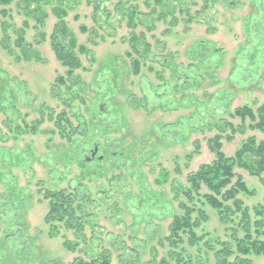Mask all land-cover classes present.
<instances>
[{
  "label": "rangeland",
  "instance_id": "obj_1",
  "mask_svg": "<svg viewBox=\"0 0 264 264\" xmlns=\"http://www.w3.org/2000/svg\"><path fill=\"white\" fill-rule=\"evenodd\" d=\"M69 1L63 20L87 47L76 49L73 76L51 46L59 23L51 5L40 25L22 0L0 5V264H70L105 251L112 264H216L217 239L231 237L214 209L197 230L211 246L186 238L172 246L170 225L183 213L178 189L188 174L215 159V136L227 156L248 137L264 141L255 127L264 0ZM25 48L39 56L24 59ZM243 106L256 120L235 116ZM235 171L255 192L240 194L244 204L263 203L260 178ZM59 189L87 195L84 233L46 222L45 192ZM66 240L79 246L69 250ZM250 258L264 264V255Z\"/></svg>",
  "mask_w": 264,
  "mask_h": 264
},
{
  "label": "trees",
  "instance_id": "obj_2",
  "mask_svg": "<svg viewBox=\"0 0 264 264\" xmlns=\"http://www.w3.org/2000/svg\"><path fill=\"white\" fill-rule=\"evenodd\" d=\"M163 8L165 0H154ZM13 0H0V5L7 6ZM96 1L95 12H100L99 3ZM52 6L53 14L58 18L59 23L51 35V46L59 62L67 68L68 76H73L75 70L81 67V61L77 56L78 51L86 52L85 45H77L75 38L68 31L64 17L68 9L73 8L69 0H22L21 6L26 9L28 17L35 18L37 25L44 23L47 18L45 6ZM138 7H132L129 11V23L133 24L137 19ZM154 12V11H153ZM0 13L6 17V9ZM163 13H161L162 16ZM26 27L28 24L25 23ZM3 29L6 30L8 23L3 22ZM86 31L85 27H82ZM4 46V45H3ZM17 46L23 48V35L17 41ZM7 48V46H4ZM132 52L136 51L134 42L131 44ZM23 58H34L38 53L23 49ZM135 72H139V60L134 59ZM64 83V78H58ZM63 114V113H62ZM259 121L256 128L264 129V107L258 109ZM235 116L242 119L250 118L256 120L255 112L248 106L239 107L235 110ZM69 121L68 118H62ZM72 126L70 122L69 127ZM67 128V129H68ZM34 130V129H33ZM75 132V131H74ZM71 133H73L71 131ZM219 136L212 139V149L215 159L207 164H202L198 170L190 172L187 176V185L181 186L178 191L187 200L180 203L182 214H176L170 225L169 240L172 246L177 247L184 242V238L191 246L199 242H205L209 246V233H197L203 223L210 221V213L207 207L214 209L221 224L230 234V241L217 239L221 248L216 250V264H252L251 256L264 255V202L248 207L239 197L240 194L253 195L254 190L249 189L247 183L235 169L242 168L250 175L260 178L264 184V141H258L256 137H248L236 150L233 156H227L221 149ZM45 198L49 200V210L46 215V222L52 227L62 224L67 229L83 232L85 220V204L87 195L80 192H68L66 189L47 190ZM77 212L83 215L78 216ZM81 233V234H82ZM64 245L69 250H76L79 243L73 244L66 240ZM182 261V259H179ZM163 264H168L163 260ZM183 261L182 263H184ZM70 264H112L111 254L108 251L101 252L96 256L92 253L88 259L76 257ZM190 264V263H185Z\"/></svg>",
  "mask_w": 264,
  "mask_h": 264
},
{
  "label": "flooded vegetation",
  "instance_id": "obj_3",
  "mask_svg": "<svg viewBox=\"0 0 264 264\" xmlns=\"http://www.w3.org/2000/svg\"><path fill=\"white\" fill-rule=\"evenodd\" d=\"M96 154H97V147H95V149H91V157H89L88 159H95L96 158Z\"/></svg>",
  "mask_w": 264,
  "mask_h": 264
}]
</instances>
